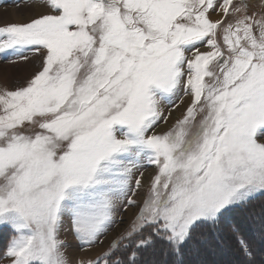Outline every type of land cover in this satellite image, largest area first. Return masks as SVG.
<instances>
[{
	"label": "snow or ice",
	"instance_id": "6c2138e0",
	"mask_svg": "<svg viewBox=\"0 0 264 264\" xmlns=\"http://www.w3.org/2000/svg\"><path fill=\"white\" fill-rule=\"evenodd\" d=\"M43 7L0 26V56L34 65L0 91L8 264H69L65 221L81 246L102 243L147 166L130 228L88 264H231L229 238L241 264H264V15L233 0ZM181 91L184 112L157 131Z\"/></svg>",
	"mask_w": 264,
	"mask_h": 264
},
{
	"label": "rangeland",
	"instance_id": "374dc122",
	"mask_svg": "<svg viewBox=\"0 0 264 264\" xmlns=\"http://www.w3.org/2000/svg\"><path fill=\"white\" fill-rule=\"evenodd\" d=\"M217 2H219V0H217ZM242 2L249 5L248 13L250 15L255 13L257 18L264 15V0H233V3L237 5ZM43 4L44 0H0V26L9 23L28 21L33 16L45 10ZM219 12L220 11L213 13L212 18H220ZM216 14L218 15L215 16ZM200 50L207 51L208 49L201 47ZM29 55L36 59V54L30 53ZM187 55L192 54L187 53ZM36 64H39L38 59H36ZM33 70L34 65L32 63H26L7 56H0V91L5 89L11 90L24 84L26 80L30 78ZM189 101L190 97L185 96L183 91H181L177 96L172 98L171 102H165L162 107L168 119L166 122L160 123L157 131L165 132L171 129L175 125L177 118L181 117ZM173 104L176 106L173 107ZM169 111L171 112L170 116L168 115ZM141 171L144 173V175L140 177L141 186L138 189H133L136 194L132 197L137 201V206H128L126 203L118 205L114 213L115 223L108 232L101 237L102 243L91 247L88 245L81 246L80 242L77 241L74 235L68 230V223L65 221L59 238L65 242L66 247L64 251L69 264H88L90 260H94L98 255L107 250L110 241L130 228L136 217L139 206H142V201L148 195L151 177L155 169L153 166H147L141 169ZM137 176H139V173H137ZM0 231L4 234L5 238V249L2 256H0V264H8L6 248L11 237V232L3 228H0ZM230 262L231 264H235L233 261Z\"/></svg>",
	"mask_w": 264,
	"mask_h": 264
},
{
	"label": "trees",
	"instance_id": "16d2710c",
	"mask_svg": "<svg viewBox=\"0 0 264 264\" xmlns=\"http://www.w3.org/2000/svg\"><path fill=\"white\" fill-rule=\"evenodd\" d=\"M256 210L258 211L259 209L257 208ZM240 218L242 219L243 217ZM4 249L5 238L4 234L0 231V256H2ZM225 259L227 261H233L235 264H241V260L243 259L242 255L240 254L239 245L233 238H229L228 240V254L225 256Z\"/></svg>",
	"mask_w": 264,
	"mask_h": 264
},
{
	"label": "crops",
	"instance_id": "0c3cea01",
	"mask_svg": "<svg viewBox=\"0 0 264 264\" xmlns=\"http://www.w3.org/2000/svg\"><path fill=\"white\" fill-rule=\"evenodd\" d=\"M217 11H220L219 9ZM218 14H216L215 16H217Z\"/></svg>",
	"mask_w": 264,
	"mask_h": 264
},
{
	"label": "bare ground",
	"instance_id": "6f19581e",
	"mask_svg": "<svg viewBox=\"0 0 264 264\" xmlns=\"http://www.w3.org/2000/svg\"><path fill=\"white\" fill-rule=\"evenodd\" d=\"M183 103H184V102H183ZM183 103H182V104H183Z\"/></svg>",
	"mask_w": 264,
	"mask_h": 264
}]
</instances>
